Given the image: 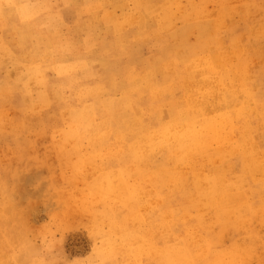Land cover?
<instances>
[{
    "label": "rangeland",
    "instance_id": "obj_1",
    "mask_svg": "<svg viewBox=\"0 0 264 264\" xmlns=\"http://www.w3.org/2000/svg\"><path fill=\"white\" fill-rule=\"evenodd\" d=\"M67 1L0 0V264H165L164 212L182 210L191 200L185 191L193 171L214 175L224 165L228 193L236 196L228 200V213L189 207L185 219L195 230L186 235L176 220L177 233L180 240H207L196 264H264V0ZM207 78L225 80L229 103L203 117H228L221 133L227 131L229 141H211L206 159L191 157L190 165L177 167L188 178L185 191L164 187L153 178L164 153L137 161L141 129L114 124L112 113L126 99L140 127L156 130L160 114L175 107L184 116L183 93ZM88 117L90 124L107 127L85 132L78 126ZM171 163L166 160L168 168ZM116 171L123 175L117 197Z\"/></svg>",
    "mask_w": 264,
    "mask_h": 264
},
{
    "label": "bare ground",
    "instance_id": "obj_2",
    "mask_svg": "<svg viewBox=\"0 0 264 264\" xmlns=\"http://www.w3.org/2000/svg\"><path fill=\"white\" fill-rule=\"evenodd\" d=\"M67 1V0H66ZM82 1V0H81ZM85 1V0H84ZM99 1V0H98ZM102 1V0H101ZM100 1V2H101ZM142 1V0H140ZM147 1V0H146ZM150 1V0H149ZM161 1V0H160ZM166 1V0H165ZM203 1V0H202ZM201 1V2H202ZM41 2V1H40ZM64 2V0H63ZM62 2V3H63ZM68 2V1H67ZM94 2V1H93ZM92 2V3H93ZM49 3V2H48ZM54 3V2H53ZM69 3V2H68ZM67 3V4H68ZM146 3V2H145ZM148 3V2H147ZM165 4L167 2H164ZM169 3V2H168ZM167 3V4H168ZM101 4V3H100ZM125 2L122 4L124 5ZM144 4V3H143ZM161 4V3H160ZM159 4V5H160ZM195 4V3H194ZM13 5V4H12ZM50 5V4H49ZM93 5V4H92ZM91 5V6H92ZM151 5V4H150ZM102 6V5H101ZM119 6V4H118ZM152 6V5H151ZM158 6V5H157ZM156 6V7H157ZM218 6V5H217ZM42 7V6H41ZM61 7V6H60ZM89 7V6H88ZM87 7V8H88ZM98 7V6H97ZM96 7V8H97ZM176 7V6H175ZM174 7V8H175ZM194 7V6H193ZM124 8V7H123ZM147 8V7H146ZM145 8V9H146ZM155 9V7H153ZM206 8V7H205ZM109 9V8H108ZM56 10V9H55ZM124 10V9H123ZM144 10V8H143ZM157 10V8H156ZM171 10V9H170ZM196 10V9H195ZM200 10H201V7H200ZM203 10V9H202ZM201 10V11H202ZM148 11V10H147ZM151 11V10H150ZM155 11V10H154ZM160 11V10H159ZM169 11V10H168ZM198 11H199V8H198ZM204 11V10H203ZM219 11V10H218ZM175 12V11H174ZM108 13V11H107ZM110 13H113V12H110ZM121 13V12H120ZM125 13V12H124ZM134 13V12H133ZM161 13V12H160ZM171 13V12H170ZM223 14V11L221 12ZM117 14V13H116ZM162 14V13H161ZM38 15V14H36ZM108 15H111V14H108ZM114 15V14H113ZM133 15V14H132ZM138 15V14H137ZM143 15V14H142ZM151 15V13H150ZM169 14L166 15V18ZM177 16V14H175ZM204 15V14H203ZM135 16V14H134ZM171 16V15H169ZM173 16V15H172ZM37 17V16H36ZM136 17V16H135ZM134 17V18H135ZM163 17H164V13H163ZM200 17V16H199ZM208 17V16H207ZM223 17V16H222ZM109 18V17H108ZM111 18V17H110ZM117 18V17H116ZM138 18V16H137ZM171 18V17H170ZM177 18V17H176ZM155 19V18H154ZM36 20V19H35ZM103 20V19H102ZM106 20V19H105ZM143 20V19H142ZM173 20V18L171 19ZM205 20V19H204ZM107 21H109L107 19ZM203 21V20H202ZM209 21V20H208ZM213 21V19H212ZM210 21V23L212 22ZM89 22V21H88ZM104 22V21H103ZM156 22V21H155ZM175 22V20H174ZM172 22V23H174ZM207 22V21H206ZM27 23V22H26ZM105 23V22H104ZM28 24V23H27ZM32 24V23H31ZM36 24V23H35ZM41 24V23H40ZM86 24V23H85ZM107 24V23H106ZM112 24V23H111ZM143 24V22H142ZM146 24V23H145ZM171 24V23H170ZM200 24V23H199ZM214 24V22H213ZM212 24V25H213ZM34 25V24H33ZM32 25V26H33ZM104 25V24H103ZM109 25V24H108ZM147 25V24H146ZM166 25V24H165ZM175 25V24H173ZM211 25V27H212ZM106 26V25H105ZM127 26V25H126ZM79 27V26H78ZM147 27V26H146ZM163 27V26H162ZM169 27V26H167ZM184 27V26H182ZM221 27V26H220ZM35 28V27H33ZM75 28V27H74ZM89 28V27H88ZM108 28V27H106ZM136 28V27H135ZM171 29V27H169ZM70 29V28H69ZM109 29V28H108ZM147 29V28H146ZM157 29V27H156ZM166 29V28H165ZM169 29V30H170ZM209 29V28H208ZM34 30V29H33ZM105 30V29H104ZM123 30V29H122ZM159 30V29H158ZM203 30V29H202ZM32 31V30H31ZM39 31H40V28H39ZM84 31V30H83ZM132 31V30H131ZM130 31V32H131ZM147 31V30H146ZM211 33H212V30H210ZM88 32V31H87ZM133 32V31H132ZM176 32V31H175ZM34 33V31H33ZM36 33V32H35ZM34 33V34H35ZM118 33V32H117ZM182 33H185V32H182ZM181 33V35H182ZM43 34V33H42ZM89 34V33H88ZM154 34V33H153ZM186 34V33H185ZM208 34V32H207ZM39 35V34H38ZM41 35V34H40ZM100 35V34H99ZM116 35V34H115ZM159 35V34H157ZM204 35V34H202ZM206 35V34H205ZM22 36V35H21ZM29 36V35H28ZM37 36V35H36ZM91 36V35H90ZM103 36V34H102ZM138 36V35H137ZM154 36V35H152ZM183 36V35H182ZM200 36V35H199ZM134 37V36H133ZM155 37V36H154ZM184 37V36H183ZM222 37V36H221ZM6 38V37H5ZM30 38V37H29ZM90 38V37H89ZM105 38V37H104ZM112 38V37H111ZM119 38V37H118ZM174 38V37H173ZM173 38L172 41H173ZM33 39V38H31ZM92 39V38H91ZM134 39V38H133ZM176 39V38H175ZM222 39V38H221ZM24 40V39H23ZM40 40V39H39ZM96 40V39H95ZM144 40V39H143ZM22 41V40H21ZM34 41V40H33ZM168 41V40H167ZM35 42V41H34ZM39 42V41H38ZM42 42V41H41ZM52 42V41H51ZM62 42V41H61ZM138 42V41H137ZM174 42V41H173ZM217 42H218V39H217ZM224 42V41H222ZM20 43V42H19ZM22 43V42H21ZM88 43V42H87ZM136 43V42H135ZM34 44V43H33ZM44 44V43H43ZM131 44V43H130ZM133 44V43H132ZM131 44V45H132ZM141 44V43H138V45ZM144 44V43H143ZM168 44V43H167ZM178 44V43H177ZM22 45V44H21ZM31 45V44H30ZM66 45V44H65ZM79 45V44H78ZM98 45V44H97ZM136 45V44H135ZM170 45V44H169ZM168 45V46H169ZM47 46V45H46ZM71 46V45H70ZM141 46V45H140ZM138 46V48L140 47ZM183 46V45H181ZM210 46H214V45H210ZM224 46V45H223ZM222 46V47H223ZM72 47V46H71ZM80 47V46H78ZM36 48V47H35ZM38 48V46H37ZM44 48V47H43ZM47 48V47H46ZM51 48V47H50ZM128 48V47H127ZM134 48L131 46V49ZM171 48V47H170ZM208 48V47H207ZM48 49V48H47ZM46 49V50H47ZM126 49V48H125ZM172 49V48H171ZM176 49V47L174 48ZM180 49V48H179ZM182 49V48H181ZM186 49V48H185ZM214 49V48H213ZM25 50V49H24ZM34 51V48L32 49ZM31 50V51H32ZM36 50V49H35ZM45 50V49H44ZM49 50V49H48ZM78 50V49H77ZM152 50V49H151ZM204 50V49H203ZM206 50V49H205ZM215 50V49H214ZM222 50V49H221ZM129 51V49H128ZM158 51V50H157ZM186 51V50H185ZM27 52V51H25ZM37 52V51H36ZM85 52V51H84ZM165 52V51H164ZM181 52V51H180ZM225 52V50H224ZM232 52V51H231ZM40 53V52H39ZM73 53V52H72ZM82 53V52H80ZM143 53V52H142ZM29 54V53H27ZM105 54V53H104ZM137 54V52H136ZM176 54V53H175ZM182 54V53H181ZM205 54V53H204ZM208 54V53H206ZM205 54V55H206ZM217 54V53H216ZM227 54V53H226ZM81 55V54H80ZM84 55V53H83ZM98 55V53L96 54ZM151 55V54H150ZM225 55V54H223ZM30 56V55H29ZM33 56V55H32ZM46 56V55H45ZM78 56V55H76ZM106 56V55H105ZM118 56V55H117ZM122 56V55H120ZM140 56V55H139ZM182 56V55H181ZM201 58L203 57L202 55H200ZM27 56H25L24 58H26ZM41 57V56H39ZM129 57V56H128ZM161 57V56H160ZM226 57V56H225ZM31 58V57H30ZM34 58V57H33ZM84 58V56L82 57ZM114 58V57H113ZM117 58V57H116ZM130 58V57H129ZM154 58V57H153ZM188 58V56H187ZM190 58V57H189ZM193 58V57H192ZM197 58V57H195ZM200 58V57H198ZM200 58V60H202ZM32 59V58H31ZM30 59V60H31ZM37 59V58H36ZM78 59V58H77ZM194 59V58H193ZM204 59V58H203ZM221 59V58H219ZM33 60V59H32ZM35 60V59H34ZM83 59H81V62ZM86 60V59H85ZM93 60V59H92ZM112 60V59H111ZM135 60V59H134ZM188 60V59H187ZM192 60V59H190ZM199 60V59H198ZM222 60V59H221ZM143 61H145L146 63V59ZM197 61V60H195ZM67 62V61H66ZM65 62V63H66ZM118 62V61H117ZM130 62V60L128 61ZM132 62V61H131ZM142 62V60H141ZM150 62V60H149ZM171 62V61H170ZM193 62V61H192ZM211 62V61H210ZM63 63V62H62ZM78 63V62H77ZM96 63V61L94 62ZM135 63V62H134ZM197 63H199L197 61ZM204 63V62H203ZM212 63V62H211ZM35 64V63H34ZM58 64V63H57ZM80 64V63H79ZM85 64V63H84ZM101 64V63H100ZM158 64V63H157ZM156 64V66H157ZM191 64V63H190ZM67 65V63H66ZM76 65V64H75ZM96 65V64H94ZM105 65V64H104ZM107 65V64H106ZM105 65V66H106ZM114 65V64H113ZM131 65V64H130ZM142 65V64H141ZM146 65V64H145ZM160 65V64H159ZM168 65V64H167ZM194 65V64H193ZM202 65V64H201ZM214 65V64H213ZM39 66V65H38ZM77 66H79L77 64ZM75 66V67H77ZM93 66V65H92ZM118 66V64L116 65ZM149 66V65H148ZM176 66V65H175ZM192 66V64H191ZM199 66V65H198ZM210 66V65H209ZM37 67V66H35ZM80 67V66H79ZM85 67V66H84ZM90 67V66H89ZM113 67V66H112ZM150 67V66H149ZM169 67V66H168ZM167 67V68H168ZM171 67V66H170ZM173 67V66H172ZM177 67V66H176ZM206 69L208 66H205ZM62 68V66H61ZM73 68V67H72ZM82 68V67H81ZM124 68V67H123ZM130 68V67H128ZM161 70H162V67H160ZM210 68V67H209ZM214 68V67H213ZM219 68V67H218ZM75 69V68H74ZM78 69V68H77ZM132 69V68H131ZM159 69V68H158ZM193 69V68H192ZM195 69V68H194ZM204 68H202L203 70ZM222 69V68H221ZM76 70V69H75ZM104 70V69H103ZM134 70V69H133ZM146 70V69H145ZM151 70V68H150ZM154 70V69H153ZM200 70V69H198ZM210 70V69H209ZM217 70V68L215 69ZM227 70V69H226ZM72 71V70H71ZM100 71V70H99ZM102 71V70H101ZM164 71V70H163ZM177 71V70H176ZM190 71V70H189ZM197 71V70H195ZM211 71V70H210ZM208 71V72H210ZM222 71V70H221ZM220 71V72H221ZM70 72V71H69ZM110 72V70H109ZM114 72V71H113ZM147 72V70H146ZM156 72V71H155ZM215 72V71H214ZM225 73V71H223ZM37 73V72H36ZM107 73V72H106ZM111 73V72H110ZM116 73V71H115ZM149 72H147V75H148ZM154 73V72H153ZM162 73V72H161ZM169 73V72H168ZM173 73V72H172ZM188 73V72H187ZM192 73V72H191ZM201 73V71H200ZM204 73V72H203ZM213 73V72H212ZM39 74V72H38ZM145 74V72L143 73ZM142 74V75H143ZM164 74V73H163ZM189 74V73H188ZM197 74V73H196ZM205 74V73H204ZM211 74V72H210ZM74 75V74H73ZM80 75V73H79ZM107 75V74H106ZM177 75V74H176ZM198 75V74H197ZM196 75V76H197ZM215 75V73H214ZM222 75V74H221ZM229 75V74H228ZM39 76V75H38ZM36 76V77H38ZM135 76V75H134ZM160 76V75H159ZM174 76V75H173ZM204 76V75H203ZM209 76V75H208ZM225 76V75H224ZM77 77V76H76ZM155 77V75H154ZM152 77V79L154 78ZM175 77V76H174ZM190 76H188L189 78ZM215 77V76H214ZM78 78V77H77ZM110 78V77H109ZM142 78V77H140ZM184 78V77H183ZM187 78V79H188ZM199 78V77H198ZM204 78V77H203ZM217 78V76H216ZM218 78H220L218 76ZM79 79V78H78ZM91 79V78H90ZM93 79V78H92ZM129 79V77H128ZM127 79V80H128ZM135 79V78H134ZM138 79V78H137ZM200 79V78H199ZM235 79V78H234ZM237 79V78H236ZM96 80V79H95ZM106 80V79H105ZM191 80V79H189ZM195 80V78H194ZM74 81V80H73ZM100 81V80H99ZM174 81V80H173ZM192 81V80H191ZM190 81V83H191ZM225 81V80H224ZM224 81L222 79H210V78H207V79H201V81L199 82H196L195 84V87L194 89H191V91H187L185 94L183 93V95H185V114L184 116L180 115V111L179 110H176V108L174 107V109H171V111H169L168 109V112L166 114H160L159 115V119L162 120V123L159 125V128H157L156 130H152L151 128L149 127H140V124L141 122L139 123V116H138V113L134 107V105L132 103H129L126 99L123 100L120 104V109L121 110H115L113 111L114 113H112L114 115V124H123L126 129L129 128V124H130V127L132 126H137L141 129V132H142V141H141V144L140 146L136 149V152H135V157L138 158V160L142 159H147L149 157H152V155L158 150V151H162L164 153V157H163V161L160 165V171H159V174L156 175L154 174L153 175V178H155L156 180H158L161 184L164 185V187H174V188H177V189H183V191H185L186 189H184V185H185V182L188 181L187 179H184L182 177V175H180L178 173V170L177 167L180 165V164H183V163H188L189 164V161H190V158L191 157H195L197 158L198 156L201 157L200 155L202 154H207L209 153V147H210V142L211 141H216V143H220V144H223L224 143H227L229 141V135H228V132L227 131H224V133L222 134L221 133V130L224 129V121H228L229 118L224 115V114H219V115H211L210 118H205L203 117V113L205 112V110H210L212 113L216 112L217 110H219V106H222L224 104L227 103V93H226V90L224 89L226 87V84L223 85L222 82L224 83ZM87 82V81H85ZM91 82V81H89ZM126 82V81H125ZM132 83L135 82V81H131ZM158 82V81H157ZM156 82V83H157ZM186 82V81H184ZM183 82V83H184ZM69 83V82H68ZM136 83V82H135ZM142 83V81H141ZM140 83V84H141ZM187 83V82H186ZM230 83V82H228ZM81 84V83H80ZM91 84V83H89ZM109 84V82H108ZM113 84V83H112ZM116 84V83H115ZM126 85L128 84V82L125 83ZM139 84V85H140ZM145 84V82H144ZM151 84V83H150ZM203 84V85H202ZM123 85V84H121ZM130 85H134V84H130ZM138 85V86H139ZM146 85V84H145ZM159 85V84H158ZM87 86V85H85ZM102 86V85H101ZM141 86V85H140ZM160 86V85H159ZM190 86V85H189ZM243 86V85H242ZM91 87V86H90ZM123 87V86H122ZM121 87V88H122ZM137 87V86H136ZM151 87V85H150ZM170 87V86H169ZM205 87V88H204ZM109 88V87H108ZM115 88V87H114ZM153 88H156V87H153ZM201 88H204L205 90L201 91L200 89ZM217 88V90H216ZM135 89V88H134ZM137 89H139L137 87ZM152 89V88H150ZM113 90V89H112ZM131 90V89H130ZM186 90H189V89H186ZM107 91V90H104V92ZM111 91V90H110ZM133 91V90H132ZM139 91V90H138ZM156 91V90H155ZM236 91V90H235ZM154 92V90H153ZM175 92V91H174ZM238 92V91H237ZM98 93V92H97ZM106 93V92H105ZM114 93V92H113ZM129 93L131 94V91H129ZM134 92H132L133 94ZM146 93V92H145ZM152 93V92H151ZM159 93V92H158ZM107 94V93H106ZM165 94V93H164ZM172 94V93H171ZM234 94V93H233ZM59 95V94H58ZM108 95V94H107ZM111 95V94H110ZM146 95V94H145ZM153 97L154 95L156 94H152ZM151 96V95H150ZM163 96V95H162ZM162 96L160 98H162ZM168 96V94H167ZM198 96H200V100L198 99ZM100 97V96H99ZM156 97V96H155ZM236 97H239L236 95ZM113 99V98H112ZM117 99V98H116ZM132 99V98H131ZM166 99V98H165ZM171 99V98H170ZM177 99V98H176ZM96 100V99H95ZM99 100V99H98ZM154 100V99H153ZM174 100V99H173ZM180 100V99H179ZM230 100V99H229ZM73 101V100H72ZM115 101V100H114ZM117 101V100H116ZM140 101V100H139ZM138 101V102H139ZM169 101V100H168ZM172 101V99H171ZM94 102V101H93ZM161 102V101H160ZM119 103V102H118ZM168 103V102H166ZM179 103L178 101L176 102V104ZM181 103V102H180ZM229 103V102H228ZM227 103V104H228ZM171 104V103H170ZM71 105V104H70ZM135 105H137V103H135ZM183 105V104H182ZM66 106V105H65ZM101 106V105H100ZM177 106V105H176ZM179 106V105H178ZM71 107V106H70ZM139 106H137L138 108ZM167 107V106H166ZM165 107V109H166ZM172 107V106H171ZM73 108V107H71ZM154 108V107H153ZM157 108V106H156ZM173 108V107H172ZM225 108V107H224ZM227 108V107H226ZM230 108V106L228 107ZM77 109V108H76ZM149 109V108H148ZM158 109V108H157ZM204 110V111H203ZM230 110V109H229ZM69 111V110H68ZM79 112V111H78ZM102 112V111H101ZM140 112V111H139ZM221 112V111H219ZM70 113V112H69ZM97 113V112H96ZM101 115V114H100ZM103 115V113H102ZM79 116V115H78ZM99 116V115H98ZM106 116V115H105ZM112 116V115H111ZM213 116V117H212ZM70 117V116H69ZM87 117V116H86ZM102 117V116H101ZM107 117V116H106ZM113 117V116H112ZM239 117V116H237ZM84 118V117H83ZM143 118V117H142ZM100 119V117H99ZM108 119V118H106ZM141 119V118H140ZM86 120V121H85ZM85 125L84 127L82 126H78V127H81V129L83 128L85 132H91L93 130H96L98 128H101V126H97L96 123H94L95 125L90 124L89 123V117L86 119L85 118ZM92 120H94L92 118ZM157 120V119H156ZM182 120H190L191 122H188V123H184L186 121H182ZM102 121V120H101ZM100 121V122H101ZM110 121V120H108ZM160 121V120H159ZM182 121V122H181ZM78 122V120H77ZM105 122V121H104ZM107 122V120H106ZM105 122V123H106ZM70 123H73L70 122ZM76 123V122H75ZM83 123V122H82ZM108 123V122H107ZM84 124V123H83ZM104 124V123H103ZM73 125V124H72ZM76 125V124H75ZM81 125V124H80ZM109 126V125H108ZM112 126V125H110ZM118 126V125H117ZM107 126H103L101 128V130L103 128H106ZM155 127V126H154ZM158 127V126H157ZM79 129V128H77ZM76 129V130H77ZM80 129V130H81ZM63 130V129H62ZM100 130V129H99ZM98 130V132H100ZM83 131V130H82ZM69 132V131H68ZM75 132V131H74ZM105 132V131H104ZM107 132V131H106ZM105 132V133H106ZM116 133V130L114 131L113 130V133ZM138 132V131H137ZM136 132V133H137ZM65 133V132H64ZM70 133V132H69ZM73 133V132H72ZM71 133V134H72ZM90 133V134H91ZM95 134L97 133L96 131L94 132ZM74 134V133H73ZM89 134V135H90ZM104 134V133H103ZM109 134V133H108ZM126 134V133H125ZM133 134V133H131ZM135 134V133H134ZM106 135V134H105ZM104 135V136H105ZM124 135V133H123ZM136 135V134H135ZM67 136V135H66ZM82 136V135H81ZM85 136H86V133H85ZM97 136V134L95 135ZM108 136V135H107ZM117 136V135H115ZM114 136V137H115ZM139 136V135H138ZM74 137V136H73ZM92 137V136H91ZM90 137V138H91ZM103 137V136H102ZM84 138V137H83ZM97 138H99V134L97 136ZM101 138V137H100ZM75 139V138H74ZM73 139V140H74ZM81 139V138H79ZM78 139V140H79ZM91 140V139H90ZM89 140V141H90ZM96 141H98L97 139H95ZM141 140V139H140ZM93 141V139H92ZM91 141V142H92ZM95 141V142H96ZM114 141V140H113ZM116 141V140H115ZM114 141V142H115ZM120 141V140H118ZM117 141V142H118ZM132 141V140H131ZM134 141V140H133ZM99 142H100V139H99ZM110 142V141H109ZM122 142V141H121ZM136 143V142H135ZM79 144V143H78ZM86 144V143H85ZM84 144V145H85ZM88 144V142H87ZM97 144V143H96ZM109 145V143H107ZM90 145V144H89ZM99 145V144H98ZM127 145V144H126ZM229 145V144H227ZM101 146V145H100ZM117 146V145H116ZM136 146V145H135ZM89 147V146H88ZM92 147V145H91ZM96 147V146H95ZM106 147V146H105ZM111 147V146H110ZM109 147V148H110ZM219 147V146H218ZM94 148V147H92ZM100 148V147H99ZM103 148V147H102ZM227 148V147H226ZM93 150V149H92ZM95 150V148H94ZM104 150V148H103ZM128 150V149H127ZM218 150V149H216ZM219 150H221V148H219ZM234 150V149H233ZM237 150V149H236ZM115 151V150H113ZM119 151V150H118ZM227 151H230V150H227ZM93 152V151H92ZM95 152V153H94ZM93 153L96 154V150L94 151ZM103 152V151H102ZM116 152V151H115ZM123 152V151H122ZM219 152V151H218ZM129 153V151H128ZM233 154V152H231ZM229 153V154H231ZM234 153H235V150H234ZM92 154V155H94ZM101 153L99 152V155ZM122 156V153L120 154ZM119 155V156H120ZM125 155V154H124ZM203 155V156H204ZM217 155V154H216ZM234 155V154H233ZM95 156V155H94ZM114 156V155H113ZM116 156V155H115ZM202 156V159H204ZM223 156V155H222ZM225 156V155H224ZM118 157V156H117ZM160 157V156H159ZM226 157V156H225ZM102 158V157H101ZM129 158V157H128ZM223 158V157H222ZM94 159V158H93ZM91 159V160H93ZM124 159V158H123ZM122 159V160H123ZM170 159L173 163V168H168L167 165H166V160ZM205 159H206V155H205ZM217 159V157H216ZM215 159V161H216ZM90 160V158H89ZM121 160V161H122ZM220 160V159H219ZM153 160H151V163H152ZM157 161V160H155ZM161 161V160H160ZM209 161V160H208ZM205 162V161H204ZM207 162V160H206ZM214 162V161H213ZM219 162V161H217ZM147 163V162H146ZM155 163V162H154ZM157 163V162H156ZM171 163V164H172ZM215 163V162H214ZM221 163V162H220ZM91 164V163H90ZM89 164V165H90ZM102 164V163H101ZM115 164V163H114ZM136 164V163H135ZM134 164V165H135ZM149 164V163H148ZM87 165V166H89ZM157 165V164H156ZM208 165V164H207ZM211 165V164H210ZM215 165V164H214ZM133 166V164H132ZM138 166V164H137ZM140 166V164H139ZM146 166V165H145ZM153 166V165H152ZM158 166V165H157ZM226 166L227 165H224L222 166V168L217 171L214 175H209V174H202V173H198V172H195L193 171V175L191 176V179H190V188L187 189V191L185 192H188L191 196V200H189L186 204V206L182 209V210H179L178 208H173L174 210H166L164 212V221H163V225H162V242H163V250H164V253L162 254V257L164 258L163 260L165 261V264H196L198 259L202 256V254L204 253V251L206 250V248H208V246L206 247V244L205 242H207V240L205 242H203V240H199L197 239L196 241H192L190 240V237H185L183 239L180 240V234L177 233L178 232V228H177V224L176 222L179 220L181 225H182V231H187V233H189L190 231L192 230H195L192 226H190L191 224L189 223V225L187 224L186 222V214H187V208L189 207H207V208H210V207H213L215 209H217V211H219L220 213H228V200L232 198H236V196L234 197V195H230L228 193L229 191V186H230V181L229 179L225 180V174H226ZM86 167V166H85ZM91 167V166H90ZM93 167V166H92ZM131 168V165L129 166ZM201 167V165H200ZM199 167V168H200ZM209 167V166H207ZM256 167V166H255ZM105 168V167H104ZM121 168V166H120ZM124 170H125V167H123ZM123 168H121L120 170H123ZM127 168V167H126ZM129 168V169H130ZM134 168V166H133ZM180 168V167H179ZM202 168V167H201ZM228 168V166H227ZM84 169V168H83ZM86 169V168H85ZM109 169V168H108ZM135 170V169H134ZM143 170V169H142ZM146 170V169H145ZM147 170H148V167H147ZM158 170V168H157ZM190 170V169H189ZM84 171V170H83ZM152 171V170H151ZM128 172V171H126ZM138 172V171H136ZM87 173V172H86ZM122 173V172H121ZM141 173V171H140ZM139 173V174H140ZM88 174V173H87ZM86 174V175H87ZM125 174V173H124ZM129 174V173H127ZM122 174H120L118 171L114 172V196L117 197L118 194H120L121 190H122V187H123V183H122ZM129 175H127L128 177ZM138 176V175H137ZM190 177V176H189ZM234 178V177H233ZM231 179V178H230ZM186 180V181H184ZM233 181V180H232ZM236 181V180H235ZM206 183V187H204L202 184L203 183ZM237 183V182H236ZM234 184V183H233ZM159 187V186H158ZM163 187V186H162ZM161 188V187H159ZM173 188V189H174ZM232 189V188H230ZM164 190V189H163ZM180 190V191H181ZM171 191V190H168V192ZM237 192V191H236ZM233 191V193H235V195H237V193ZM161 193V192H160ZM166 193V192H165ZM171 193V192H170ZM179 193V192H178ZM240 193V191H239ZM238 193V194H239ZM187 194V193H186ZM162 195V193L160 194ZM185 195V194H184ZM184 195H180V196H184ZM170 196V195H169ZM188 196V195H187ZM237 196H242L243 198V195H237ZM168 197V196H167ZM189 197V196H188ZM158 198V197H157ZM239 198V197H237ZM169 199V198H168ZM165 200V199H164ZM174 200V199H173ZM239 200V199H238ZM172 201V200H171ZM235 201V200H234ZM233 199H232V210H234L233 208ZM242 201V200H240ZM186 202V201H185ZM162 203V202H161ZM166 204V203H165ZM164 204V205H165ZM170 205V204H169ZM163 206V205H162ZM179 206V205H178ZM177 206V207H178ZM120 207V206H119ZM162 208V207H161ZM165 208V207H164ZM170 208V207H169ZM196 209V208H195ZM204 209V208H203ZM260 209V208H259ZM163 210V208H162ZM262 210V209H261ZM192 211V210H191ZM191 211L188 210V212L191 213ZM189 214V213H188ZM191 216V215H190ZM189 217V216H188ZM201 217V216H200ZM213 218V217H212ZM136 219V218H135ZM201 219V218H200ZM221 219V218H220ZM137 220V219H136ZM177 220V221H176ZM196 220V219H195ZM138 222V221H137ZM199 223V222H197ZM225 223V222H224ZM226 224V223H225ZM206 225V224H205ZM141 226V225H140ZM206 227V226H205ZM208 227V226H207ZM220 228V227H219ZM116 229V228H115ZM209 229V228H208ZM136 230V229H135ZM189 231V232H188ZM196 232V231H195ZM186 233V235H187ZM196 234V233H195ZM208 234V232H207ZM133 236V235H132ZM184 236V235H183ZM209 236V235H208ZM144 240V239H143ZM161 242V241H160ZM106 243V242H105ZM119 243V242H118ZM146 243V242H145ZM117 244V243H116ZM211 245V244H210ZM235 245V244H234ZM215 246V245H214ZM150 247V246H148ZM128 248V247H127ZM239 248V247H238ZM121 249V248H120ZM136 249V248H134ZM157 249V248H155ZM133 250V249H132ZM152 250V249H151ZM208 250V249H207ZM131 251V250H130ZM134 251V250H133ZM148 251V250H147ZM224 251V250H223ZM99 252V251H98ZM151 252V251H150ZM215 252V251H214ZM118 253V252H117ZM124 254V253H123ZM132 254V253H131ZM153 254V253H152ZM155 254V253H154ZM209 254V253H208ZM119 255V254H118ZM118 255L116 259H118ZM127 255V254H126ZM134 255V254H133ZM207 255V254H206ZM223 255V254H222ZM225 255V254H224ZM223 255V256H224ZM139 256V255H138ZM151 256V255H150ZM136 257V256H134ZM153 257V256H152ZM225 257V256H224ZM151 258V257H150ZM158 258V257H157ZM211 258V257H210ZM220 258V257H219ZM215 259V258H214ZM122 260V259H121ZM151 260V259H150ZM160 260V259H159ZM223 262H224V259H223ZM230 262V261H229ZM120 263V262H119ZM118 264V263H117ZM161 264V263H160ZM163 264V263H162ZM223 264V263H222ZM225 264V263H224ZM230 264V263H229Z\"/></svg>",
    "mask_w": 264,
    "mask_h": 264
}]
</instances>
